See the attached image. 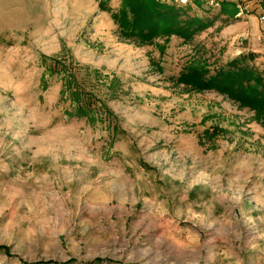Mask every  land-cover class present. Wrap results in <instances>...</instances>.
Wrapping results in <instances>:
<instances>
[{
	"label": "rangeland",
	"instance_id": "374dc122",
	"mask_svg": "<svg viewBox=\"0 0 264 264\" xmlns=\"http://www.w3.org/2000/svg\"><path fill=\"white\" fill-rule=\"evenodd\" d=\"M123 1L0 0V264H264V123L203 88L264 64L227 18L126 37Z\"/></svg>",
	"mask_w": 264,
	"mask_h": 264
},
{
	"label": "trees",
	"instance_id": "16d2710c",
	"mask_svg": "<svg viewBox=\"0 0 264 264\" xmlns=\"http://www.w3.org/2000/svg\"><path fill=\"white\" fill-rule=\"evenodd\" d=\"M187 15L188 7L169 4L164 0H124L122 10L114 18L126 37L145 40L173 33L187 36L213 22L203 15ZM252 59L253 55H250L249 58L240 56L229 61L216 76L203 81V88L222 90L240 104L255 108L264 123V71L248 62ZM0 249H5V246H0Z\"/></svg>",
	"mask_w": 264,
	"mask_h": 264
},
{
	"label": "crops",
	"instance_id": "0c3cea01",
	"mask_svg": "<svg viewBox=\"0 0 264 264\" xmlns=\"http://www.w3.org/2000/svg\"><path fill=\"white\" fill-rule=\"evenodd\" d=\"M189 1L188 5H195L198 8L203 7L206 3L211 5L218 4L219 10L211 27H216L219 19L227 18L226 30L231 33L233 38L242 40L239 52L250 51L254 54L256 53L257 59L264 64V23L259 19V15L263 10L264 0H246L243 8L239 6L237 0ZM197 1L199 2L197 3Z\"/></svg>",
	"mask_w": 264,
	"mask_h": 264
},
{
	"label": "built area",
	"instance_id": "2783aa9c",
	"mask_svg": "<svg viewBox=\"0 0 264 264\" xmlns=\"http://www.w3.org/2000/svg\"><path fill=\"white\" fill-rule=\"evenodd\" d=\"M246 0H244V2H245ZM260 21L262 22V23H264V6H263V10H262V12L260 13Z\"/></svg>",
	"mask_w": 264,
	"mask_h": 264
}]
</instances>
